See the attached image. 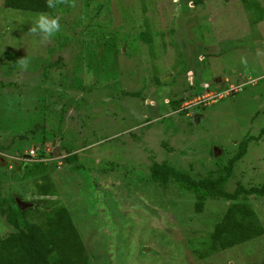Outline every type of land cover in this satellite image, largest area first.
Listing matches in <instances>:
<instances>
[{
  "label": "rangeland",
  "instance_id": "rangeland-1",
  "mask_svg": "<svg viewBox=\"0 0 264 264\" xmlns=\"http://www.w3.org/2000/svg\"><path fill=\"white\" fill-rule=\"evenodd\" d=\"M199 2L58 0L45 38L30 31L40 13L0 0V197L63 204L91 264H264V234L198 258L224 202L196 213L148 172L155 160L205 176L248 139L225 189L264 185V0ZM248 201L264 227V198Z\"/></svg>",
  "mask_w": 264,
  "mask_h": 264
},
{
  "label": "trees",
  "instance_id": "trees-1",
  "mask_svg": "<svg viewBox=\"0 0 264 264\" xmlns=\"http://www.w3.org/2000/svg\"><path fill=\"white\" fill-rule=\"evenodd\" d=\"M57 2L58 0H53L54 7ZM195 2L200 3L199 0ZM3 6L12 10L49 15L54 10V7H48V0H3ZM144 40L149 43L153 41L150 36ZM126 95L136 97L137 93ZM179 103H172L174 111L178 110ZM181 113L186 112L182 110ZM248 144V139L241 141L234 157L205 176H192V171H179L166 162L153 160L148 165L152 181L161 188L167 190L168 183L174 182L179 189L191 193L195 199L196 213L202 212L208 200L219 199L224 202L222 217L201 243L203 253L195 250L200 259L264 234V227L248 201L249 198H264V185L248 188L237 185L232 192L225 189V185L233 176L235 163L245 154ZM60 149L66 164L74 162L73 152L65 150L62 146ZM42 155L43 153H38L36 156L42 158ZM31 162L33 163L30 171L33 167L40 166V173H43L45 178L46 165L41 161ZM22 164L24 167L30 166L25 163V159ZM34 186L39 197L55 196L54 188L46 183H35ZM0 217L11 228L0 236V264H91L90 255L87 254L88 251L63 204L56 203L46 211L33 207L21 211L15 198L0 197Z\"/></svg>",
  "mask_w": 264,
  "mask_h": 264
},
{
  "label": "clouds",
  "instance_id": "clouds-1",
  "mask_svg": "<svg viewBox=\"0 0 264 264\" xmlns=\"http://www.w3.org/2000/svg\"><path fill=\"white\" fill-rule=\"evenodd\" d=\"M48 7H54L53 0H48ZM60 30V24L58 22L57 17H49L48 15L45 14H40L38 15L34 26L30 29V31L33 34H42L45 38L52 37L55 33H57ZM20 65L22 68L27 67V62L26 61H20ZM189 76H191V73H188ZM36 156V155H35ZM34 156V157H35ZM29 159V156L28 158ZM33 160V159H29ZM39 161H43L40 159Z\"/></svg>",
  "mask_w": 264,
  "mask_h": 264
},
{
  "label": "water",
  "instance_id": "water-1",
  "mask_svg": "<svg viewBox=\"0 0 264 264\" xmlns=\"http://www.w3.org/2000/svg\"><path fill=\"white\" fill-rule=\"evenodd\" d=\"M195 119L197 120V117H195ZM56 153L58 154L59 151H58V152L56 151ZM24 157H25V158H28L27 155L24 156ZM62 162L65 163L64 159H62ZM15 202H16L17 207H18L21 211H24L25 209H27V208H31V207H32V204H30V203H26L25 201H23V200H21V199H19V198H15Z\"/></svg>",
  "mask_w": 264,
  "mask_h": 264
},
{
  "label": "built area",
  "instance_id": "built-area-1",
  "mask_svg": "<svg viewBox=\"0 0 264 264\" xmlns=\"http://www.w3.org/2000/svg\"><path fill=\"white\" fill-rule=\"evenodd\" d=\"M35 153H34V150H29V152H28V155H29V159H33L34 158V155Z\"/></svg>",
  "mask_w": 264,
  "mask_h": 264
},
{
  "label": "crops",
  "instance_id": "crops-1",
  "mask_svg": "<svg viewBox=\"0 0 264 264\" xmlns=\"http://www.w3.org/2000/svg\"><path fill=\"white\" fill-rule=\"evenodd\" d=\"M43 150H45V152H46V151L48 150V148L44 147ZM56 151H57V152H58V151L61 152V149H57V148H55V149H54V153H55V154H57ZM62 156H64V155H62ZM61 161H62V159H61ZM64 161H65V160H64Z\"/></svg>",
  "mask_w": 264,
  "mask_h": 264
}]
</instances>
